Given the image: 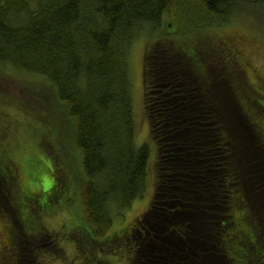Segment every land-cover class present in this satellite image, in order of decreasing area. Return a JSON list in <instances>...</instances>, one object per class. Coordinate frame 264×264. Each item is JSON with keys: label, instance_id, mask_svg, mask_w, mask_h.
<instances>
[{"label": "trees", "instance_id": "16d2710c", "mask_svg": "<svg viewBox=\"0 0 264 264\" xmlns=\"http://www.w3.org/2000/svg\"><path fill=\"white\" fill-rule=\"evenodd\" d=\"M257 12H264V0H0V73L18 78L5 64L30 73V84H22L47 95L50 111L46 108L45 113L56 133L59 125L66 127L71 145L66 164L70 160V167L72 161L78 165L82 177L72 212L78 218L67 215L58 227L49 228L45 213L73 190L70 181L61 182L58 172L63 170L56 168V157L46 148L47 117H33L39 121L23 125L17 109L11 119V110L0 107V188L10 208L0 205L5 263L16 264L9 253L14 248L21 254L22 239L34 264H47L49 253V259L59 257L66 243L84 252L85 264H104L111 250L126 253L130 264H137V245L143 239L151 242L144 230L137 233L141 225L148 229V224L184 219L193 225L191 237L206 248L208 259L264 264V77L244 57L243 48L219 31ZM169 17L176 30L169 27ZM193 31L206 34L191 37ZM139 40L144 41L142 115L154 142L153 186L142 211L107 233L113 210L130 207L147 190L150 150L135 139L130 60ZM158 63L159 75L184 73L183 80L193 85V98L203 100L211 112L203 122L210 135L205 148L214 154L209 173L199 182L185 183V175L192 173L184 169L185 163L161 158L169 151L161 152L155 127L164 124L166 115L161 113H171L169 122L176 113L165 106L158 114L151 112L148 86ZM249 124L260 136L258 151L248 148L253 136ZM240 143L251 157L241 158ZM211 217L216 220H207Z\"/></svg>", "mask_w": 264, "mask_h": 264}, {"label": "rangeland", "instance_id": "374dc122", "mask_svg": "<svg viewBox=\"0 0 264 264\" xmlns=\"http://www.w3.org/2000/svg\"><path fill=\"white\" fill-rule=\"evenodd\" d=\"M248 18L249 20H252V24L250 21L244 19ZM242 19H235L233 22L225 26L224 28L220 29L219 31H224L226 33V36H228V39L230 38L232 41L236 42V45L238 47L243 48V55L244 57L251 63V66H253L255 69H257L258 73H261L264 77V37L260 36L263 33L264 34V12H257L255 15L248 14V16H245ZM168 22H170V28L175 29V23L171 19V17L168 18ZM177 29V28H176ZM175 29V30H176ZM199 32L202 35L206 34V31H193L191 33V37H194V33ZM142 41H137L133 44L132 50H131V75H132V97H133V107L134 112H136V121H137V134L135 136L136 143H146L149 147L150 154L148 161L150 162L149 166V175L147 180V190L143 194L142 197L135 198L131 202L130 207L121 208L118 210H113L115 214V219H113V226H111L110 230L107 233L112 232L113 230L117 229L119 226H123L126 224V221H130L137 213L141 212L143 207H145L148 196L151 192L152 186H153V173H154V142L149 137V131L147 128V120L143 119L142 115V82H141V52H142ZM218 53V50H217ZM215 58V55L209 56V59L213 60ZM208 59V58H207ZM4 68L6 71L15 73V75L18 78H11V75H5L3 73H0V107L3 108L5 111L11 110L8 114V118L14 119V115L16 113L14 112L15 109H17L20 113L18 116L22 118L23 125H26L27 123H36L39 120L38 119H31L33 117H47L44 121L45 130H46V148L49 150V152L53 155H55V165L56 168H59L63 171L58 172V176L61 180V182L65 185L67 182L72 183V190L73 194H70V185L68 184L66 189L67 193L66 195H70L69 197H64L60 202H56L54 204V207H50L48 209V213H45L44 218L47 219V225L49 228L52 229V227H58L62 221L66 220L67 215H71V218L77 219L78 215L73 214L72 212L75 210V207L77 205V196H79V190L82 184V177L78 173V165H76L72 161V167L71 161L68 160L66 164V159L64 155L68 153V150H70L71 145L66 140V127L62 125L58 126L57 133L56 130L51 122V119L47 116L45 113L48 109L50 111V106L44 101L47 100V95H37L34 91H32L29 88H26L23 84L27 85L30 84L29 79L27 78L28 72H22L19 69H13L7 64L4 65ZM27 73V74H26ZM15 76V77H16ZM23 83V84H22ZM264 96L260 97V99ZM46 111V112H49ZM4 115V113H3ZM1 116L2 118L4 116ZM51 116V114H49ZM145 118V117H144ZM26 119V120H25ZM24 120V121H23ZM245 124L250 123L243 119ZM64 123V121H62ZM247 128L249 129V132H251L254 136L251 135V138H248L249 141H247L248 148H250V152L253 151V148L257 150V148H261V142L259 141L260 137L258 135V132L256 131V128H253L252 125H247ZM247 134V132H246ZM250 145V146H249ZM245 144L240 143L238 144L239 152L241 153V158L247 159L248 157H251V154L248 152V148H245ZM258 151V150H257ZM254 167L257 166V162L255 159ZM252 160V162H253ZM220 171H215V173H219ZM70 173L71 176H70ZM66 174V175H65ZM218 175V174H217ZM67 176V177H66ZM256 178V177H254ZM47 181V179H46ZM74 184V185H73ZM218 186V185H217ZM221 189V187H220ZM218 197V196H217ZM5 197L2 193V190L0 188V205L3 206L4 209L8 210L9 205L6 206ZM4 203V204H3ZM216 207H219L216 205ZM220 209V208H218ZM221 212L224 210L223 206L221 207ZM116 211L118 213H116ZM222 215V214H221ZM207 216V215H206ZM206 216H203L202 219L206 218ZM221 217V216H220ZM216 217L207 218V220L212 221ZM216 220V219H215ZM63 223V222H62ZM0 223V240L3 239L2 231ZM17 230V226H16ZM104 232V233H106ZM44 241V239H43ZM45 241H47L45 239ZM5 242V240H4ZM100 242V241H98ZM191 244V243H190ZM20 249H21V256H20V263L21 264H34L33 258L29 256L27 247H26V241L20 240ZM65 249L59 253V257L57 258H50L49 256L53 255V253H49L47 255V264H85V260L83 259L84 252L82 253L80 250H77L73 248V245L71 243L64 244ZM52 252V251H51ZM108 252V260L104 261V264H130L129 262V255L127 256L126 253L121 254L120 250H111V252ZM131 252V251H130ZM103 253V252H102ZM96 254L101 255L99 253V250L96 249ZM40 255H42L40 253ZM46 258V257H43ZM85 259H87L85 257ZM3 257H1L0 254V264H6ZM102 263V262H101ZM141 264L140 262H137V264Z\"/></svg>", "mask_w": 264, "mask_h": 264}, {"label": "flooded vegetation", "instance_id": "af4514ba", "mask_svg": "<svg viewBox=\"0 0 264 264\" xmlns=\"http://www.w3.org/2000/svg\"><path fill=\"white\" fill-rule=\"evenodd\" d=\"M158 42L161 43V41ZM158 65L157 70L152 71L153 77L148 86V93L151 95V112L158 114V111L162 110V106H165L168 111L176 113L175 120L171 122L167 118L171 113H161L160 115H166L164 124L155 127V137L158 138V143H161V152L169 151L165 155L162 153L161 158L166 157L167 161L176 160L185 163L184 169H190L192 172L185 175L188 178L185 183L199 182L201 178H204L203 174L209 173L208 167L212 165L210 162L214 154L211 148H205L210 135L208 134L209 129L204 128L208 124L203 122L210 117L208 114L211 112L203 104V100L193 98V85L191 82L183 80L184 73L179 70H171L164 75H159L162 74V70H160L159 63ZM194 147L197 149L194 150ZM202 148L203 151H200L199 149ZM168 203L169 201L166 202V204ZM181 204L184 207H195V205L185 202H181ZM160 210L161 214H164V209L160 207ZM148 213L150 214V211ZM143 216L145 218L147 213H144ZM174 217L177 218V216ZM191 219L189 218V220ZM145 223H149V221L145 219ZM184 223V219H174L168 224L165 222L148 224L149 230L146 229V226L141 225L137 233L140 235V231L144 230L151 242H143L144 239L139 242L140 245H137L138 242H134L131 247L133 254L139 253L140 256L136 255V257L144 264H220L216 256H213V259H208L206 248H199L203 245L195 243L191 237L193 225ZM133 228L130 227V230ZM136 245L138 249L135 250ZM14 250V248L11 249L12 254L9 253V255H13L12 258L17 260L16 264H20L21 254ZM142 256L145 258L144 260L141 258ZM204 259H208L209 263H204Z\"/></svg>", "mask_w": 264, "mask_h": 264}, {"label": "water", "instance_id": "95a60500", "mask_svg": "<svg viewBox=\"0 0 264 264\" xmlns=\"http://www.w3.org/2000/svg\"><path fill=\"white\" fill-rule=\"evenodd\" d=\"M171 239H173V238H171Z\"/></svg>", "mask_w": 264, "mask_h": 264}]
</instances>
